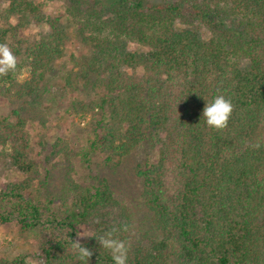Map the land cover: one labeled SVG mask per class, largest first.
Instances as JSON below:
<instances>
[{"label":"trees","instance_id":"1","mask_svg":"<svg viewBox=\"0 0 264 264\" xmlns=\"http://www.w3.org/2000/svg\"><path fill=\"white\" fill-rule=\"evenodd\" d=\"M64 2L91 47L74 57L67 85L81 80L100 90L73 104L75 112L99 114L81 158L103 153L105 164L117 166L143 143L158 146L155 160L134 168L149 229L133 224L105 177L91 184L71 177L73 151L64 139L50 156L62 154L71 170L58 192L49 189L26 122L41 115L66 28L35 0H0V19L14 18L0 28V43L18 61L15 73L0 76V96L17 104L0 118V160L23 174L0 188V224L15 220L33 234L44 264H83L71 248L80 227L91 230L80 241L93 250L89 264H114L95 238L112 228L130 244L127 264H264V0ZM32 23L48 28L20 38L18 29ZM218 95L234 105L223 129L202 116ZM0 264H26V257L2 256Z\"/></svg>","mask_w":264,"mask_h":264},{"label":"rangeland","instance_id":"2","mask_svg":"<svg viewBox=\"0 0 264 264\" xmlns=\"http://www.w3.org/2000/svg\"><path fill=\"white\" fill-rule=\"evenodd\" d=\"M35 1L42 5L45 15L58 16L66 28L63 54L54 62L52 73L45 79L41 115L26 122V129L34 149L33 156L38 161L41 170L47 168L49 171V189L58 192L65 175L71 170L68 167L70 161L66 160L62 154H58L56 157L50 156L54 143L59 139H64L73 151L70 159L73 169L71 177L86 184L94 183L96 177H105L115 197L121 201L127 213L130 214L133 224L144 230L149 229V212L142 202L141 182L135 175L134 168L147 157L155 160L158 146L143 143L123 158L117 166L111 163L105 164L106 155L103 153H94L88 157L87 161L82 160L80 151L89 136L91 122L99 114L98 112H75L73 104L77 101L87 103L98 98L100 90L88 83L82 84L81 80L75 86L76 88L72 89L67 85V78L69 72L75 69L74 57L88 54L91 47L84 37L75 32V27L66 16L64 0ZM13 22L14 18L8 21L0 19V28L8 27ZM176 26L180 28L186 24L177 23ZM47 28L45 24L32 23L18 29V35L22 39H34L45 32ZM200 31L204 38L209 36L203 27ZM128 45L131 50L143 49L141 45L133 42H129ZM26 75L27 73L22 71L19 77L24 78ZM16 106L15 102L0 96V118L8 116ZM22 178L21 172L0 160V188L8 182L19 181ZM90 234L91 230L88 227H80L77 239L83 241ZM17 254H25L26 264H44L39 258L37 240L33 234L22 233L15 220L0 224V257L11 258Z\"/></svg>","mask_w":264,"mask_h":264},{"label":"clouds","instance_id":"3","mask_svg":"<svg viewBox=\"0 0 264 264\" xmlns=\"http://www.w3.org/2000/svg\"><path fill=\"white\" fill-rule=\"evenodd\" d=\"M17 63V57L9 45L0 43V76L8 75L10 72L15 73ZM233 110L234 105L231 100L226 99L223 95H218L212 101L205 103L202 116L209 127L223 129L227 126ZM259 146V143L253 145L255 148H259ZM117 231L118 229L112 228L106 231L104 235L95 238L101 247L109 251L114 264H127L130 244L128 241L118 238L115 235ZM123 231H127V226L123 228ZM71 248L78 260L82 261L83 264H89L93 256L92 249L84 246L79 239L71 240Z\"/></svg>","mask_w":264,"mask_h":264}]
</instances>
